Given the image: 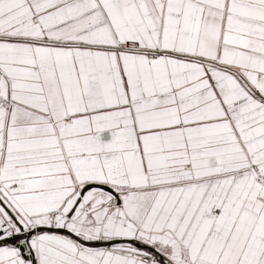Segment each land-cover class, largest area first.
<instances>
[{
    "label": "snow or ice",
    "instance_id": "6c2138e0",
    "mask_svg": "<svg viewBox=\"0 0 264 264\" xmlns=\"http://www.w3.org/2000/svg\"><path fill=\"white\" fill-rule=\"evenodd\" d=\"M0 264H264V0H0Z\"/></svg>",
    "mask_w": 264,
    "mask_h": 264
}]
</instances>
